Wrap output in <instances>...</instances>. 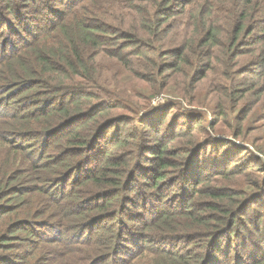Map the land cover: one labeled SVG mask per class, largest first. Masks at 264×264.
<instances>
[{
	"label": "trees",
	"instance_id": "trees-1",
	"mask_svg": "<svg viewBox=\"0 0 264 264\" xmlns=\"http://www.w3.org/2000/svg\"><path fill=\"white\" fill-rule=\"evenodd\" d=\"M0 11L12 42L0 43V264H264L262 161L249 182L239 150L200 156L204 132L166 148L151 96L133 98L141 83L189 96L212 54L229 101L264 96V0H0ZM248 54L262 68L237 80ZM118 121L131 134L99 144ZM134 132L156 146L140 161Z\"/></svg>",
	"mask_w": 264,
	"mask_h": 264
},
{
	"label": "rangeland",
	"instance_id": "rangeland-1",
	"mask_svg": "<svg viewBox=\"0 0 264 264\" xmlns=\"http://www.w3.org/2000/svg\"><path fill=\"white\" fill-rule=\"evenodd\" d=\"M18 7L20 8V6ZM60 7L63 6L61 5ZM19 8L17 10H21L19 11L20 13L27 14L30 7H25L23 9ZM2 17L3 13H0V22ZM5 18L8 19L4 20L12 19V17H8L7 15ZM9 37L10 36L8 34L3 36L0 35V43L2 42L3 46L7 50L11 48L12 43L10 40L11 38ZM15 40L17 39H14V41ZM212 58L213 54L209 59L210 64L207 62V64L203 66L204 68L201 70L200 74L198 73V78L191 81L189 96V85L187 88L182 89L183 94L185 95L184 96L173 90H161L160 92L153 94L150 89L151 84L141 83L137 93L133 94V98H138L139 100L141 98H149L151 96L149 108L151 109L153 115L148 116L147 119H159V121H162L164 128L161 130L160 138L162 139L163 144H166V148H186L188 147V142L191 140V134L204 132L201 133L200 138H205V136L210 137L212 138V143L209 148L205 146L201 149L200 156L202 155L203 159L206 157L211 158L209 160L211 163L210 165H212V163L216 160L214 152L219 150L221 144H223L222 146H225L224 151L228 153L233 152L238 154L239 151L241 152L240 157H242L239 158V166L246 167L248 164L252 166V168L249 169L250 171L244 172L241 177L242 179H246L249 182H252L253 180H261L264 175L261 177V174L257 173L256 168L262 167V165H259L257 161L252 162V160L253 158H256L255 160L258 158V160L262 161V164H264V154L261 152L264 148V96L260 97L256 94H252L240 103H236L235 99L229 101L226 91L220 85L221 80L225 78L226 73L229 71L225 69L221 62ZM256 58L257 57L254 56V54H248L239 59H235L237 60V66H235V72L237 74H239L242 70H247L242 77H237V80L241 81L246 76L257 72L262 68V66H257L258 60ZM220 70L223 71V76L219 82L218 74ZM204 71L207 72V79L202 78ZM237 74H235V76H238ZM213 77L216 78L215 84L209 86V82L213 79ZM167 79L168 78L163 77L164 82L162 83L167 82ZM172 79L173 77L169 82H172ZM185 83L189 84L188 81ZM246 83L249 85L260 84L256 77H253V80L250 79ZM169 87H174V89L177 88V90H179V87L175 88V84L173 82ZM11 96V93H9L5 95V98ZM125 103L129 105V103ZM220 108H224L225 114H220ZM145 112L146 111L141 112V115ZM232 116H237V118H232ZM241 116L243 117V125H241L238 121ZM144 120L147 121L146 118ZM133 124L134 123L130 121H118L116 123H112L108 127L107 132L104 134L106 136L102 137V141L99 144H102V142L106 140L109 141V138L112 135L128 136L131 134L130 132L132 131ZM240 129H243L242 136L235 137V134ZM181 130L184 131L182 136L176 137L175 133L177 134V132ZM138 134L140 135V133L134 132L130 136V142H133V144L135 143L136 146L132 144L127 148L131 150L130 152H138L139 156H137V159L140 161L141 158L151 156V152H153V149H155L156 146H154L155 144L153 143V139L151 137H149V140L144 139V137H142L143 140H140ZM173 135H175L174 138ZM228 144L231 148L228 147ZM108 150L114 151L115 149L110 145ZM141 153L144 157L140 156ZM119 157H124L126 159V157L122 156L121 153L119 154ZM131 164L133 166L135 163L131 160L129 161V164L126 165L128 171L124 175H126L127 180L134 178V181L130 184L136 188L137 184L135 182L137 179L132 173V168L135 166L132 167ZM221 165L222 162L215 166ZM221 179H225L226 181V176L216 175L210 184L216 183L217 180L219 181ZM259 208L260 202L254 203V205L250 204L247 210L254 211ZM235 230L238 231V228H235ZM23 246L24 245H20L19 250H22L21 248ZM52 261L54 264H65V258L61 256L53 257Z\"/></svg>",
	"mask_w": 264,
	"mask_h": 264
}]
</instances>
